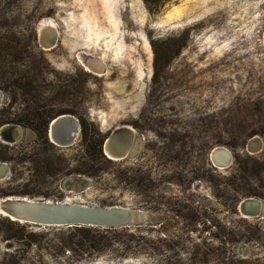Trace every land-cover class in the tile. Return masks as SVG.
<instances>
[{
	"label": "rangeland",
	"instance_id": "rangeland-1",
	"mask_svg": "<svg viewBox=\"0 0 264 264\" xmlns=\"http://www.w3.org/2000/svg\"><path fill=\"white\" fill-rule=\"evenodd\" d=\"M0 90L18 127L0 134V197L141 216L76 231L0 215V264H264V0H0ZM59 113L85 137L50 143L40 120ZM120 125L132 152L109 159L97 134Z\"/></svg>",
	"mask_w": 264,
	"mask_h": 264
},
{
	"label": "water",
	"instance_id": "water-1",
	"mask_svg": "<svg viewBox=\"0 0 264 264\" xmlns=\"http://www.w3.org/2000/svg\"><path fill=\"white\" fill-rule=\"evenodd\" d=\"M53 28V25H51ZM54 36L56 34L54 28ZM40 38H43L40 36ZM50 40L49 46L54 44ZM48 46V45H45ZM0 90V102L2 99ZM76 119L67 113L54 117L48 125V136L56 144L67 146L72 144L78 133ZM8 131L17 132L18 127L13 124L0 125V134ZM120 132L125 134L120 135ZM0 135V136H1ZM6 142L14 139L5 136ZM132 135L128 128L115 127L102 144L103 154L109 159H121L127 156ZM258 138L252 137L248 140L246 148L257 146ZM210 161L214 166L224 167L229 164L230 152L227 148L217 145L211 148ZM9 167L4 161H0V179L7 176ZM239 208L254 213L260 208V201L253 197H245L239 202ZM0 215L18 223H28L44 226H86L97 228H115L127 226L138 222L140 214L124 207L108 206L93 207L80 204H69L61 201H49L45 199L27 198L25 196H2L0 197Z\"/></svg>",
	"mask_w": 264,
	"mask_h": 264
},
{
	"label": "bare ground",
	"instance_id": "bare-ground-1",
	"mask_svg": "<svg viewBox=\"0 0 264 264\" xmlns=\"http://www.w3.org/2000/svg\"><path fill=\"white\" fill-rule=\"evenodd\" d=\"M46 19V18H45ZM51 22V23H50ZM53 24V26L56 28V26H55V24L51 21V20H45V21H41L40 22V24H39V27H38V30H39V33L41 34V31L43 32V34L45 33L44 32V30H48L47 32H48V35H46V39H49V40H52V39H54V37H56V35L57 34H55V36H54V31H52L53 30V28L51 27V25ZM79 51V50H78ZM81 51V50H80ZM84 52V51H83ZM82 55H87L86 53L84 54V53H82ZM82 55L80 54V53H78L77 54V58L79 59V60H81V62H82ZM90 55V54H89ZM88 56V55H87ZM93 56V55H92ZM99 62V63H98ZM93 66H96V64H99V66H101V64H100V60H99V58L97 59V58H95V61L93 62ZM97 70H99V69H97ZM94 74H96V75H98V73H94ZM100 75V74H99ZM118 127H122V128H125L126 127V125H120V126H118ZM65 203V202H64ZM69 204H72V203H69ZM240 214H241V212H240Z\"/></svg>",
	"mask_w": 264,
	"mask_h": 264
},
{
	"label": "trees",
	"instance_id": "trees-1",
	"mask_svg": "<svg viewBox=\"0 0 264 264\" xmlns=\"http://www.w3.org/2000/svg\"><path fill=\"white\" fill-rule=\"evenodd\" d=\"M125 37V36H124ZM96 75V74H95ZM46 124H47V121L45 120H43V119H41L40 120V126H41V128H45L46 127ZM86 126H85V124L83 123L82 124V133H83V135L84 136H82V137H85V135H86ZM97 145H99L98 147V150H99V153H101V151H100V146H101V144H102V139L100 138V135L99 134H97V139H96V142H95ZM62 202H65V203H70V202H68V201H62ZM5 220L9 223V224H13V225H16V226H18V222H15V221H11V220H9L8 218H5ZM67 228H71L72 230H80V231H89V230H93V227H85V226H80V227H77V226H72V227H67Z\"/></svg>",
	"mask_w": 264,
	"mask_h": 264
},
{
	"label": "flooded vegetation",
	"instance_id": "flooded-vegetation-1",
	"mask_svg": "<svg viewBox=\"0 0 264 264\" xmlns=\"http://www.w3.org/2000/svg\"><path fill=\"white\" fill-rule=\"evenodd\" d=\"M60 114H63V113H59V114H57V115H60ZM67 114H69V113H67ZM57 115H55V116H53L52 118H50V119H48V121H47V124H46V127H45V133H46V136H47V138H48V140H49V142L50 143H52L53 145H56V146H61V147H68V146H70V145H67V146H63V145H59V144H56L55 142H53L50 138H49V136H48V125H49V123H50V121L54 118V117H56ZM71 115V114H70ZM73 116V115H72ZM75 119H76V121H77V123H78V133H77V136H76V138H75V140L78 138V136H79V133L81 132V130H82V124H83V122H82V120H78L75 116H73ZM126 128H128L129 130H130V134L132 135V132H133V129L132 128H130V127H127L126 126ZM109 135V134H108ZM107 135V136H108ZM14 139V138H13ZM74 140V141H75ZM74 141L72 142V143H74ZM104 141V140H103ZM102 141V142H103ZM132 152V140L130 141V144H129V151H128V154L127 155H129L130 153ZM126 157V156H125Z\"/></svg>",
	"mask_w": 264,
	"mask_h": 264
}]
</instances>
